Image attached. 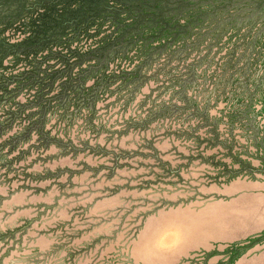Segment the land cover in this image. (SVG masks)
Wrapping results in <instances>:
<instances>
[{"label": "rangeland", "instance_id": "obj_1", "mask_svg": "<svg viewBox=\"0 0 264 264\" xmlns=\"http://www.w3.org/2000/svg\"><path fill=\"white\" fill-rule=\"evenodd\" d=\"M0 264H264V0H0Z\"/></svg>", "mask_w": 264, "mask_h": 264}]
</instances>
